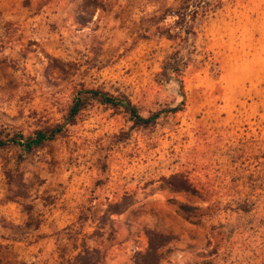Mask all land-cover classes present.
<instances>
[{
	"label": "rangeland",
	"instance_id": "374dc122",
	"mask_svg": "<svg viewBox=\"0 0 264 264\" xmlns=\"http://www.w3.org/2000/svg\"><path fill=\"white\" fill-rule=\"evenodd\" d=\"M82 89L183 109L88 100L0 148V264H264V0H0V130Z\"/></svg>",
	"mask_w": 264,
	"mask_h": 264
},
{
	"label": "trees",
	"instance_id": "16d2710c",
	"mask_svg": "<svg viewBox=\"0 0 264 264\" xmlns=\"http://www.w3.org/2000/svg\"><path fill=\"white\" fill-rule=\"evenodd\" d=\"M180 61H182V59H180ZM180 63L181 62H176L175 66L171 68V71L175 73L177 77L178 73L181 71V68L186 66V63ZM176 81L179 87L182 88V80L177 78ZM88 100L95 101L96 103L105 107L122 109L123 112L129 117L132 126L136 128H148L154 125L163 113L173 114L183 109L182 106H177L166 111H157L147 117H144L139 112V108L125 95H116L100 89H82L76 92L64 124L56 125L48 129L34 130L28 135H24L20 132L6 134L0 130V148H4L8 145H18L21 147L24 153H32L33 151L42 147L44 144L51 142L57 137L63 135L67 129V126L72 125L79 113L87 107ZM86 254H88V251H85V255Z\"/></svg>",
	"mask_w": 264,
	"mask_h": 264
}]
</instances>
